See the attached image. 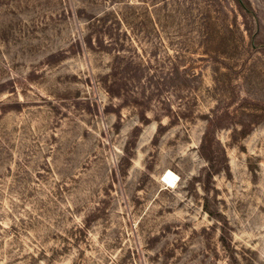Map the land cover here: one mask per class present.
<instances>
[{
  "label": "rangeland",
  "instance_id": "obj_1",
  "mask_svg": "<svg viewBox=\"0 0 264 264\" xmlns=\"http://www.w3.org/2000/svg\"><path fill=\"white\" fill-rule=\"evenodd\" d=\"M0 264H264V0H0Z\"/></svg>",
  "mask_w": 264,
  "mask_h": 264
},
{
  "label": "trees",
  "instance_id": "obj_2",
  "mask_svg": "<svg viewBox=\"0 0 264 264\" xmlns=\"http://www.w3.org/2000/svg\"><path fill=\"white\" fill-rule=\"evenodd\" d=\"M126 70H128V69L126 68ZM115 74L117 76L119 75L118 73H115ZM118 82H120V79L116 80L115 85H120ZM108 92L110 94H112V95H115V96H118V97L120 96V91L117 88L115 90L112 89V90H110ZM210 137L211 136H210V132L209 131L204 133V138L202 140V145H201V154L210 163V169H215L216 168L214 173H216V172L218 173V172L221 171V169L222 170L223 169H227V166L224 167V166L221 165V163H219L217 165V167H216V164H215L216 161H214L213 157L211 156L214 143L211 142ZM217 148L219 149L220 147L217 146ZM221 150L222 149L220 148V152L222 153V154H220V157H221V159L224 158V160H225L226 156H225L224 150H222V151ZM213 151H214V149H213ZM225 163H226V160H225Z\"/></svg>",
  "mask_w": 264,
  "mask_h": 264
},
{
  "label": "bare ground",
  "instance_id": "obj_3",
  "mask_svg": "<svg viewBox=\"0 0 264 264\" xmlns=\"http://www.w3.org/2000/svg\"><path fill=\"white\" fill-rule=\"evenodd\" d=\"M162 181L165 183V185L173 188L176 186L178 180V177L170 170H168V172H166L163 176H162Z\"/></svg>",
  "mask_w": 264,
  "mask_h": 264
}]
</instances>
